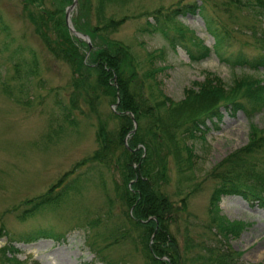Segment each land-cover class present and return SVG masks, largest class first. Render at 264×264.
I'll list each match as a JSON object with an SVG mask.
<instances>
[{
    "label": "trees",
    "instance_id": "16d2710c",
    "mask_svg": "<svg viewBox=\"0 0 264 264\" xmlns=\"http://www.w3.org/2000/svg\"><path fill=\"white\" fill-rule=\"evenodd\" d=\"M70 1L20 0L22 13L34 34L55 59L69 67L67 102L56 101L61 119L73 126L79 115L91 120L95 146L43 192L24 199L29 206L17 217L23 219L46 206H56L64 202L71 191L79 193L89 178L81 176L86 171L75 172L76 169H96L103 201L94 211L84 212L83 216L87 214V217L82 226L87 230L89 248L101 264H264L262 260H239L241 251L231 246L229 238L236 236L249 222L229 219L220 213L219 207L222 195L238 194L264 210V126L250 120L264 108L262 77L243 73L226 83L206 70L201 80H192L183 87L182 96L174 99L165 93L158 77L166 67L156 64L163 50H147L141 56L123 40L111 36L128 17L134 16L117 15L111 5L121 8L130 0H76L70 20L76 30L89 36L90 48L65 24L64 7ZM221 3L235 23L237 16L229 10L231 5L237 11L248 9L255 20L264 12V0H224ZM107 7L112 11L107 12ZM195 9L202 16L213 42L208 46L195 34L185 36L186 27H178L179 42L191 61L212 51L230 66H245L255 71L264 67V49L255 55L242 50L220 51L224 40L232 35L230 32L238 30L244 34V28L252 33L253 46L264 48V28L257 36L252 22L230 30L222 24L218 27L197 0L178 5L171 13ZM157 12H160L159 7L147 15L156 22L145 20L144 30L159 29L172 45L174 37L164 29L165 20L171 15L166 13L158 20ZM145 13L148 12L138 14ZM14 68L16 71V63ZM13 77L19 78V75ZM1 84L4 92L10 94L7 83L2 80ZM116 99L114 109L108 107L102 112L98 108L103 101L111 104ZM25 102L28 103L27 99ZM220 106L228 107L231 113L240 110L245 115L248 120L246 141L209 170L208 177L214 184L208 196L206 216L198 220L188 209L189 196L198 183H188L195 154L187 139H203L204 119L219 118ZM50 135L51 132L45 139ZM101 169L111 174L109 187ZM171 169L174 190L168 192L166 185ZM185 185L188 190H184ZM0 232H4L3 225ZM38 236L58 237L59 234L39 231L22 238L28 241ZM126 245L131 249L126 253L127 259L119 257L121 253L113 255ZM6 250H13L11 243L2 245L0 252L8 263L20 264L14 255H5ZM132 250L139 255L138 262L131 260Z\"/></svg>",
    "mask_w": 264,
    "mask_h": 264
},
{
    "label": "rangeland",
    "instance_id": "374dc122",
    "mask_svg": "<svg viewBox=\"0 0 264 264\" xmlns=\"http://www.w3.org/2000/svg\"><path fill=\"white\" fill-rule=\"evenodd\" d=\"M191 1L130 0L121 8H114L112 4L111 8L117 10L114 11L117 15L126 13L134 16L128 17L111 36L123 40L141 56L147 50L161 48L163 56L156 59V64L166 67L158 73V77L165 93L174 99L182 96L183 87L192 80H201L206 70L214 72L226 83L243 73L257 74L264 83V67L255 71L245 66H230L212 51L196 61L188 58L179 42L178 27H186L185 36L195 34L208 46L213 42L197 9L171 13L178 5ZM222 1L197 0L218 27L222 24L230 30L252 22L259 36V30L264 28V12L255 20L248 9L237 11L231 5L229 10L237 16L235 23L223 10ZM157 7L160 8L158 20L166 13L171 15L165 20L164 29L174 37L172 45L159 29L144 30L145 20L156 22L151 15L148 18L147 15ZM111 8L107 7V12L112 11ZM141 12L148 13L138 14ZM243 31L244 34L238 30L230 32L232 35L229 33L220 51L231 53L242 50L248 55L263 51L264 48L253 46L250 29L244 28ZM14 75H19V78H14ZM2 80L7 83L10 94L4 92ZM68 80V65L55 59L34 34L22 13L20 0H0V225L4 227V232H0V247L11 243L13 250H6L5 255H14L20 264H101L89 248L87 230L82 226L87 217V214L83 216L84 212L94 211L103 201L96 169H76L75 172L86 171L81 176L89 178L79 193L71 191L68 198L56 206H46L23 219L17 217L23 208L29 206L23 202L24 199L43 192L95 146L91 120L79 115L73 126L61 119L56 101L67 102ZM108 107L113 109V104L105 100L98 108L104 112ZM220 111L219 118L204 119L206 126L201 127L203 139H187L195 154L192 178L188 183H198L189 196L188 209L198 220L206 216V204L214 184V180L208 177L209 170L246 141L248 120L245 115L240 110L231 113L224 106H220ZM250 120L264 126V108L252 115ZM49 132L50 138L45 139ZM101 171L109 187L111 174L103 169ZM173 182L174 171L171 169L166 185L168 192L174 190ZM184 190H188L187 185ZM219 207L220 213L227 218L249 222L236 236L229 238L231 246L241 251L239 260L264 261V210L256 202L250 203L238 194L222 195ZM39 231L59 236H38L28 241L22 238ZM117 250L113 255L121 253L119 257L125 259L128 258L127 251H131L128 245ZM131 260L139 261V255L133 250ZM0 264H10L2 252Z\"/></svg>",
    "mask_w": 264,
    "mask_h": 264
},
{
    "label": "water",
    "instance_id": "95a60500",
    "mask_svg": "<svg viewBox=\"0 0 264 264\" xmlns=\"http://www.w3.org/2000/svg\"><path fill=\"white\" fill-rule=\"evenodd\" d=\"M75 3H76V0H71V2L65 7V10H64L65 23H66L68 29L72 33H74L76 36H79V37L85 39L86 43L88 44V46H90V41L88 39V36L86 34H83L81 32L76 31L71 25L70 18H69V10L74 6ZM116 102H117V100H116ZM133 125L135 126V122L134 121H133Z\"/></svg>",
    "mask_w": 264,
    "mask_h": 264
}]
</instances>
